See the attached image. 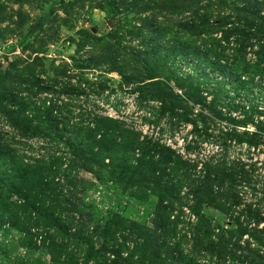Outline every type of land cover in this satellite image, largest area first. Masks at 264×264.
<instances>
[{"label":"rangeland","instance_id":"obj_1","mask_svg":"<svg viewBox=\"0 0 264 264\" xmlns=\"http://www.w3.org/2000/svg\"><path fill=\"white\" fill-rule=\"evenodd\" d=\"M253 1L0 0V264H264Z\"/></svg>","mask_w":264,"mask_h":264},{"label":"trees","instance_id":"obj_2","mask_svg":"<svg viewBox=\"0 0 264 264\" xmlns=\"http://www.w3.org/2000/svg\"><path fill=\"white\" fill-rule=\"evenodd\" d=\"M253 2H255V0L253 1ZM253 4H255V3H253ZM253 4H249L250 5V8H252V5ZM256 11H257V9H256ZM250 14V19H251V21L250 22H248V23H250V25L249 26H246L247 27V29H252V27H253V25H259V26H261V27H264V16L263 17H260L259 16V14H260V12H254V13H249ZM225 25H232V23H227V24H225ZM227 33H230V34H233L234 36H245V35H243V32H242V30H240V26H237V27H234L233 25L229 28V30L227 31ZM248 36V35H247ZM246 36V39L248 38ZM90 132V131H89ZM28 133H31V128H29V130H28ZM114 147H110V148H108V151L107 152H112L114 149H113ZM119 149H121V147L120 146H116V150H115V152L116 153H118V151H119ZM123 151V150H122ZM167 158V157H166ZM166 158L165 159H163L164 160V162L166 163L167 162V160H166ZM116 159H117V161H118V164H119V166L121 165V164H124L125 162H124V159H123V157L121 158V159H119L118 157H116ZM144 160L145 159H142V161L144 162ZM141 165H142V163H141ZM4 167H8V165L6 166V165H4L3 164V162H0V169L1 168H4ZM4 172V170H0V173H3ZM4 174H0V179H3L2 180V182L0 181V183H3L2 185L4 186V188H5V190L8 192V193H10L11 192V189L13 190V186L10 184V181L13 179V176H10V175H7L6 177H4L3 176ZM4 177V178H3ZM18 194H19V196H21V191H18ZM1 205H2V203H1ZM3 208H4V205L2 206ZM1 211V210H0ZM0 220H2L1 219V217H0ZM49 224L51 223V222H58L57 220H55V219H53L52 217H50V219H49ZM52 225H57L58 226V224L56 223H51ZM2 225V222L0 223V226ZM110 228L108 227V228H104L103 230H102V232L100 233V235H99V237H98V239H99V242L100 241H105V239H107V237H108V235H109V233H110ZM88 253H94L95 251H96V249L94 248V246L93 245H89V247H88Z\"/></svg>","mask_w":264,"mask_h":264},{"label":"water","instance_id":"obj_3","mask_svg":"<svg viewBox=\"0 0 264 264\" xmlns=\"http://www.w3.org/2000/svg\"><path fill=\"white\" fill-rule=\"evenodd\" d=\"M262 145H263V147H264V140H263V142H262Z\"/></svg>","mask_w":264,"mask_h":264}]
</instances>
